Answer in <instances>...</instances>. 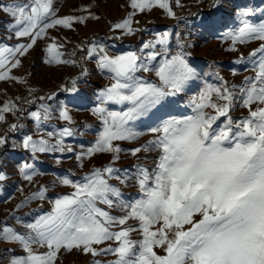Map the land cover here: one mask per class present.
Returning <instances> with one entry per match:
<instances>
[{
    "label": "snow or ice",
    "instance_id": "1",
    "mask_svg": "<svg viewBox=\"0 0 264 264\" xmlns=\"http://www.w3.org/2000/svg\"><path fill=\"white\" fill-rule=\"evenodd\" d=\"M175 2L179 6V0ZM157 6L175 15L170 0H130L132 11L111 27L134 35L139 31L133 27L137 11ZM58 11L55 0L0 2V12L9 17L6 39L16 40L9 45L0 39V81L27 84L11 73L41 40H50L44 49L46 64L77 65V60L64 58V44L49 37V30L72 29L99 17L87 7L80 10L87 15L60 16ZM238 15L239 25L223 36L231 42L228 51H238L237 44H258L247 57L241 54L235 61L252 66L253 75L245 76L240 85L229 84L219 72L213 74L219 84L208 83L190 64L179 33L175 51L170 47V31L155 33L139 52L109 55L104 45L89 44L87 59L95 61L110 83L99 91L91 108L99 122L95 140L75 157L81 168L96 154H111V159L79 180L60 178L59 183L72 191L48 200L50 211L30 221L17 213L33 201L46 200L48 189L41 185L24 196L0 220L4 264H60L61 256L72 252L90 256L91 264H264V10L255 20L254 10ZM77 47L85 50L83 45ZM87 74L82 69L80 76ZM79 78L72 79L71 88L62 89L75 92ZM198 80L203 87L188 100L191 114L161 118L159 114L175 103L173 98ZM55 97L53 92L39 96L38 104L37 99L24 101L36 105L33 111L13 100L0 105V122H6V114L17 113L18 121L25 114L35 121V136L25 134L19 144L12 143L27 150L33 160L40 154L75 152L65 143V138L78 134L71 126L75 120L70 109L63 103L57 107L44 102ZM116 105L120 110H113ZM237 106L247 109V115L234 117ZM153 117L159 120L147 129L153 138L130 152L138 159L135 171L115 167L123 151L120 142L144 135L135 122ZM54 119L65 123L43 132L42 125ZM22 128L24 124L12 123L7 131ZM8 140L7 133L0 135V148ZM140 153L146 154L144 162ZM150 153H156L151 167L146 163ZM19 174L31 184L41 173L25 162ZM7 179L0 170V182ZM129 186L135 188V198L124 197L122 187Z\"/></svg>",
    "mask_w": 264,
    "mask_h": 264
},
{
    "label": "rangeland",
    "instance_id": "2",
    "mask_svg": "<svg viewBox=\"0 0 264 264\" xmlns=\"http://www.w3.org/2000/svg\"><path fill=\"white\" fill-rule=\"evenodd\" d=\"M175 1V0H174ZM214 1L212 7L213 13L201 12L194 17L185 16V13L176 14L172 7L174 16L168 15L167 11L157 7H153L150 11H137L133 17V27L139 29L134 35H123L120 30H113L112 25L124 19L132 9L129 7L130 0H55L56 8L59 10L58 15H87L80 11L87 7L91 13L98 16L99 19H89L84 24H75L72 29L56 28L49 30V37H56L57 41L64 44V58L77 60V65H49L44 62L46 44L50 40L38 41V44L30 50V52L22 59L20 67L12 70V75L23 78L27 84L14 82L11 80L0 81V105L6 100L19 102L26 97L30 90L32 92L43 93L50 89H55L59 85L67 82L68 88L72 87L71 81L74 78L80 77L77 80L76 91H63L56 95L54 100L45 102L59 106L63 103L64 106L70 109V114L75 120V124L71 125L77 129V135L74 137L65 138V143L71 145L74 153H54L40 154L39 159H31V154L20 147H13L15 141L20 143L25 134L35 136L37 129L35 121L26 115V123L24 128L18 131L17 135L9 137L7 150L5 151L1 162L0 170L4 171L8 176L6 181L0 182V220H3L19 203L24 196L36 191L41 185L45 186L48 191L47 199L44 201H33L28 206L22 208L17 215L24 217L27 220L34 219L35 216L50 211L51 204L48 200L55 199L58 195L68 194L72 191L71 188L59 183V179L64 176H69L74 180H79L85 173L90 172L94 167H102L111 159V154H96L90 160H85V166L80 167V162L76 160L75 153L86 151L95 140L96 132L98 131L99 122L91 113V108L97 103L99 91L106 87L110 81L106 74L100 72L96 67L95 61L87 59L86 48L89 46L83 45L82 40L94 33L107 31L109 34L119 37L120 42H116L109 38H103L94 41L97 44H102L109 55H117L128 51L139 52L143 43L153 39L155 33L170 31L172 33L170 47L173 51L177 50V36L184 45V51L188 53L190 64L196 69L208 83L219 84L213 75L219 72L229 84L240 85L245 76H252V66L246 61L236 63L239 56L243 54L245 57L255 47L256 42L246 45L237 44L238 51H228L231 42L224 40L223 36L230 30H233L239 25V13L242 10H254L256 12L255 20L260 16V11L264 10V0H179V6L188 8L192 4L209 7ZM7 2V0H0ZM171 2V0H170ZM176 4V2H175ZM177 6V5H176ZM9 17L0 12V39H4L5 43L14 45L16 40H7L5 28ZM138 21V23H136ZM78 45H83L84 51H79ZM75 53V55H72ZM248 69L247 71L245 69ZM87 69V76L81 77V70ZM236 75H233V72ZM208 74V75H205ZM147 79L155 80L152 74L138 73ZM203 87L202 81H196L190 86V90L181 96L173 98L175 103L164 109L159 115L163 119L170 117L181 118L183 115L191 114V109L187 107L188 100L195 95L200 88ZM36 107L29 111L35 110ZM113 110H120V106H112ZM234 117L247 115V109L237 106L232 112ZM14 115L6 114V121L13 118ZM4 123V122H0ZM65 122L52 120L47 124L42 125V131H52L53 126L60 128ZM159 123L156 118H144L141 121L135 122V127L138 131L144 133L135 141H122L120 146L123 151L120 154V159L116 162L115 167L122 171L127 169L130 173L135 171L134 165L137 164V157L130 155L133 148L145 144L152 139V135L147 132L149 127ZM84 125H91V128H85ZM83 133L80 135L79 133ZM140 161H143L145 153L138 154ZM156 153L147 154L146 163L151 167L152 158ZM59 160V163H57ZM31 163L38 173L34 177L33 183L29 184L19 174V166L23 163ZM113 183H118L113 181ZM23 188L21 193L17 189ZM123 195L126 199H132L137 196L134 187H122ZM28 213L30 215L25 216ZM14 224V221L10 222ZM133 238H137L135 235ZM6 247L0 244V254H3V249ZM107 259V258H99ZM92 258L78 252L66 253L61 256L60 264H91ZM0 264H4L3 259H0Z\"/></svg>",
    "mask_w": 264,
    "mask_h": 264
},
{
    "label": "trees",
    "instance_id": "3",
    "mask_svg": "<svg viewBox=\"0 0 264 264\" xmlns=\"http://www.w3.org/2000/svg\"><path fill=\"white\" fill-rule=\"evenodd\" d=\"M171 4L173 9L175 10L176 14L179 15L181 13H185V16L188 17H194L196 14H199L201 12H207V13H213V5H214V1L211 3V5L209 7H201L195 4H192L191 6H189L188 8H186L185 6H176L175 1L171 0ZM103 38H109L111 40H114L116 42H120L116 36L109 34L107 31L101 32V33H94L88 37H84L82 40V44L83 45H87L90 44L91 42H94L96 40L99 39H103ZM79 51H81V49L79 48ZM83 52V51H82ZM62 86L65 88H68V84L67 82H64L63 84L59 85L57 88L55 89H50L47 90L43 93H36V92H31V94L29 93L26 97H24L23 99H21L19 102H17L18 106H22L24 108H27L28 110H30L31 108L36 107V105H28L26 103H24V101L26 100H30V99H37L39 96H46L49 95L53 92L56 93V95H58L59 93L63 92L64 90L62 89ZM44 102H49V101H44ZM40 103V101L37 99V104ZM20 114L17 113L16 115L13 116V118L8 119L6 122L4 123H0V135H4L5 133H7L8 138L17 135V132H8V127L10 124L12 123H22L25 125L26 123V114L24 116H22L19 121L17 120V116H19ZM21 130V129H20ZM8 144L4 147V148H0V162L1 159L5 153V151L7 150Z\"/></svg>",
    "mask_w": 264,
    "mask_h": 264
}]
</instances>
